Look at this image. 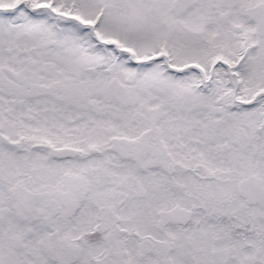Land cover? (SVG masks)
Wrapping results in <instances>:
<instances>
[{
    "label": "snow or ice",
    "instance_id": "1",
    "mask_svg": "<svg viewBox=\"0 0 264 264\" xmlns=\"http://www.w3.org/2000/svg\"><path fill=\"white\" fill-rule=\"evenodd\" d=\"M0 264H264V0H0Z\"/></svg>",
    "mask_w": 264,
    "mask_h": 264
}]
</instances>
